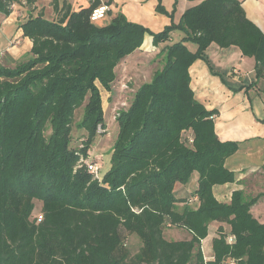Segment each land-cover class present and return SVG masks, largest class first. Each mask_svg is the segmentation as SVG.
Wrapping results in <instances>:
<instances>
[{"label": "trees", "instance_id": "obj_1", "mask_svg": "<svg viewBox=\"0 0 264 264\" xmlns=\"http://www.w3.org/2000/svg\"><path fill=\"white\" fill-rule=\"evenodd\" d=\"M187 1L179 21L155 33L122 12L91 21L92 9L109 0L77 9L51 0L52 18L42 9L32 14L36 0H0L4 16L26 8L19 28L31 41L28 59L0 66V264H264V224L250 212L255 197L233 190L223 202L213 194V186L235 180L225 162L238 144L218 139L217 110L194 98L188 73L196 58L208 63L213 43L253 57L255 78L264 77V33L240 0ZM173 30L183 36L161 50L151 81L115 116L117 137L102 173L89 155L97 126L104 128L97 83L109 91L125 56L146 36L157 45ZM74 124L83 135L72 146ZM85 159L98 164V176ZM195 173L192 197H179L175 185H188ZM165 226L190 237L167 239ZM123 231L141 241L135 253ZM209 234L207 260L201 241Z\"/></svg>", "mask_w": 264, "mask_h": 264}, {"label": "crops", "instance_id": "obj_2", "mask_svg": "<svg viewBox=\"0 0 264 264\" xmlns=\"http://www.w3.org/2000/svg\"><path fill=\"white\" fill-rule=\"evenodd\" d=\"M43 1L47 2L51 9L49 0L41 2ZM109 1V17L122 12L133 22L137 20L135 18H138L139 12L144 15L150 14V7L159 3L165 12H170V20L177 23L183 11L190 5L187 0H122L125 5L118 7L117 0ZM240 1L246 16L264 33V0ZM86 3L87 0H78L76 5L71 4L74 9H77L79 5H86ZM145 6L147 9L141 11L140 8ZM27 13L24 6L17 5L4 18L13 22L17 21L19 15L23 19L26 18ZM52 16L53 13L50 18ZM164 16L169 18L167 15L154 13V17ZM163 19L166 20V18ZM16 30V35L22 39L19 25ZM177 31L176 39H180L183 34L180 30ZM146 38L151 40L148 36L145 40ZM25 39L31 46V41L27 37ZM185 44L190 51L196 50L195 44L191 42H185ZM205 54L209 64L204 59L196 58L188 68L190 88L194 98L205 108L217 110L213 122L218 139L238 144L237 150L225 162L226 166L234 172L235 180L213 186V194L223 202L229 201L233 190H241L246 198L255 197L250 205V212L264 224V77L255 78L253 57L243 56L235 46L220 48L212 43L206 48ZM98 164L101 166L102 173L109 168V161L106 163L98 161ZM174 189L176 194H189L193 187L176 184ZM186 233L189 238V233ZM212 237L213 234H209L201 241V249L207 260L212 259Z\"/></svg>", "mask_w": 264, "mask_h": 264}, {"label": "rangeland", "instance_id": "obj_3", "mask_svg": "<svg viewBox=\"0 0 264 264\" xmlns=\"http://www.w3.org/2000/svg\"><path fill=\"white\" fill-rule=\"evenodd\" d=\"M42 0L36 1L35 10L32 11V14H35L38 10L42 9L45 18H50L52 9L49 8L47 2H41ZM49 0V5H50ZM71 3L77 4L78 0H69ZM119 4L118 7H122V0H117ZM130 2H128L129 4ZM125 5V4H123ZM157 4L150 7V14H142L139 12V16L135 22L144 25L152 32L161 31L166 25H169L172 20H170V12L166 14L157 9ZM119 9V8H118ZM146 6L141 7L140 10H146ZM158 15H167V17H154V13ZM163 18H166L164 21ZM107 19L101 18L97 20V23L102 24ZM23 17L19 15L17 21L5 20L4 15L0 13V66H5L13 68L17 63L28 59L31 56L29 49V42L23 37L19 39L16 35L18 25L23 21ZM174 22V21H173ZM175 23V22H174ZM178 31L173 30L168 39L153 45L149 38L143 42L142 47L135 49L132 53L128 54L122 60L123 63H119L115 68L117 77L111 83L110 90L102 88L99 83L98 88L100 91L101 104L103 109V127L104 132L97 134L92 145L90 146V153L93 157L97 158V162L106 163L109 161L110 152L112 145L117 137L118 124L115 119V116L119 110H127L131 105L135 92L137 88L145 82L151 81V76L153 71L156 68H159L161 65L159 53L161 50L179 40L176 39L178 36ZM151 38V37H150ZM82 106L76 109L74 113V121L77 122L82 116ZM83 131L77 128L74 124L71 145H79L81 142L80 137H82ZM89 153V155H90ZM104 166V165H103ZM101 173V172H100ZM193 174L190 181L188 182V187H194V176ZM179 197H185L189 199L192 197V194H178ZM188 201V200H187ZM181 206V203L178 207ZM40 211V202L35 201V209L33 211L34 215H37ZM211 231V229H210ZM125 247L131 253H135L141 245V241L134 234H129L122 232ZM164 236L167 239H186L187 233L185 230L173 227L165 226Z\"/></svg>", "mask_w": 264, "mask_h": 264}, {"label": "built area", "instance_id": "obj_4", "mask_svg": "<svg viewBox=\"0 0 264 264\" xmlns=\"http://www.w3.org/2000/svg\"><path fill=\"white\" fill-rule=\"evenodd\" d=\"M109 10V7L105 4H101L97 7H95L94 9H92L91 13H90V20L91 21H96L98 19L103 18L107 11ZM97 134H101L104 132V128H102L100 125L97 126L96 129ZM85 163L87 165V168L89 170V172L91 174H93V176H98V164L96 162H90V160L85 159ZM36 218H40V214L35 215ZM234 239L233 236H228L227 237V241L231 242ZM226 264H236V261L234 259H229Z\"/></svg>", "mask_w": 264, "mask_h": 264}]
</instances>
